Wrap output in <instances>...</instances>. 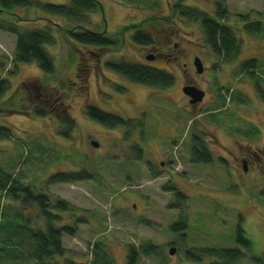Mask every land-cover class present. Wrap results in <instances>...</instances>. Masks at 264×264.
I'll use <instances>...</instances> for the list:
<instances>
[{
	"label": "rangeland",
	"instance_id": "obj_1",
	"mask_svg": "<svg viewBox=\"0 0 264 264\" xmlns=\"http://www.w3.org/2000/svg\"><path fill=\"white\" fill-rule=\"evenodd\" d=\"M97 1L101 9L76 22L37 8L0 11V80L8 81L0 97V169L51 201L67 202L71 210L57 213L55 226L72 229V235L62 234L64 255L50 264H94L95 250L109 264H128L130 246L139 249L133 264H213L205 257L200 263L186 261L184 254L200 248L236 249L239 218L251 247L242 251L244 256L236 264H254L252 258L264 252V176L251 169L244 174L226 152L237 156L238 145L252 148L264 143V0H223L227 14L223 23L240 42V53L232 63L216 65L201 75L191 67L193 57L206 66L214 60H209L211 52L199 23L184 19L173 8L179 0ZM217 1L181 4L214 16ZM255 22L262 25L259 35L244 30ZM124 27L129 29L122 32ZM138 27L153 38L151 46L131 43ZM11 28L18 33L44 30L52 36L53 43L43 46L54 65L52 74L42 72L36 63L14 65L17 35L6 31ZM82 30L105 32L116 44L107 48L76 44L70 31ZM174 47L176 54L171 52ZM158 51L166 56L146 60ZM249 59L256 60L255 69L240 75L238 66ZM119 61L162 69L173 76L174 84L157 91L129 83L106 67ZM182 69L205 91L196 112L180 91ZM35 88L38 97L32 92ZM88 106L125 119L132 130L99 125L86 116ZM35 108L46 116L33 115ZM63 119L73 124L68 139L59 134L65 129ZM195 139L208 149L209 165L190 161V142ZM135 146L142 150L139 161L132 153ZM82 171L91 177L48 183L55 175ZM173 190L187 197L180 206ZM15 213L27 219L32 230L46 225L35 205L22 208L21 201H12L0 191V220ZM180 220H185L186 229L171 231L170 226ZM4 233L0 228V248L17 256L10 259V253L2 251L0 264H36L25 232L11 236L16 243L23 241L15 248L2 244ZM146 244L157 246L156 251L143 254L140 247Z\"/></svg>",
	"mask_w": 264,
	"mask_h": 264
},
{
	"label": "trees",
	"instance_id": "obj_2",
	"mask_svg": "<svg viewBox=\"0 0 264 264\" xmlns=\"http://www.w3.org/2000/svg\"><path fill=\"white\" fill-rule=\"evenodd\" d=\"M182 2L183 0L177 1L173 8L177 12H180V15L184 19L187 18L188 20L199 23L204 39V45L216 57L218 63H232L238 57L241 46L232 29L223 23V20L227 18L225 6L222 3L223 0L216 2L214 16L182 6ZM13 8H37L46 15L57 16L76 22L86 18V15L89 13L95 12L98 9L100 10L101 6L97 0H70L68 5L42 4L34 0H0V11L6 12ZM245 17L247 16H244L243 20L247 19ZM128 29L127 27H124L122 32H126ZM250 29V33H253L254 35L262 33V25L260 22L244 26V30ZM6 31L17 35L13 59L15 66L17 64L36 63L42 72L46 74L53 73V62L43 49L44 45L53 43L52 36L48 35L44 30H31L18 33L16 28H11ZM69 37L76 44L81 46H91L94 48H107L116 44V40L112 37L106 36L105 32L95 33L89 30L70 31ZM131 43L138 47L151 46L153 44V38L146 31H143L138 27L131 36ZM106 67L129 83L142 85L154 90L163 91L171 88L174 84L173 76L159 68H152L147 65L133 62L128 63L125 61L109 62ZM255 67L256 60L249 59L238 66V71L240 75L244 72L250 73ZM120 88L123 87L120 86ZM7 89L8 81L0 80V97L7 91ZM85 112L88 119L104 126L105 128L114 129L125 127L132 130L130 123L94 106H88ZM32 113L35 116H46L44 111L36 108ZM62 121L65 129L61 130L59 134L68 139L71 135L73 124L67 119H63ZM2 132L3 131H0V133ZM252 137L253 136H247L248 139ZM193 144V153L191 156L192 164L209 165L211 163V156L208 150L204 148L200 141L193 140ZM132 153L135 160H141V148H138L137 146L133 147ZM218 163L221 164L219 161ZM90 177L89 174L83 171L76 174H58L49 178L48 183H72L88 180ZM0 191L4 192V194H6L8 198H11L12 201H21L22 208H29L30 205H35L41 213L44 222L46 221L44 228L32 230L28 220L21 217V214L15 213L14 217H11L10 219H8L9 216L7 217L6 215H3V220H0V225H2L0 228L5 230L2 244L5 246L9 245V247H16V245L20 247L23 246V241H18V243H16L12 241L11 236L14 238L18 232H25V239H23L28 241L30 258L36 264H50V262L56 257H62L65 252L62 245V234L72 235V229L70 230L67 227L58 228L55 226L54 222H57L58 220L59 214L57 213H65L70 209L69 204L59 199L51 201L47 195L34 192L27 186L17 182L11 174H7L2 171V169H0ZM172 192H174L175 201H177L176 205L178 206L184 203L187 199V197L181 192L176 190H173ZM242 221L243 220L239 218L235 227L236 249L200 248L198 250H187L184 254L185 260L200 263L202 262V258L205 257L213 259L215 261L213 264H236V262L244 256L243 252L249 251L251 247L241 226ZM186 226L187 223L185 220H180L172 224L170 229L173 232H182L186 229ZM140 249L143 254H148L155 252L157 246L146 244L145 246H141ZM2 251L10 253L8 255L10 259L14 260L17 256V254H13L11 249L5 250L4 248H0V253ZM138 251L139 249L134 246L129 247L127 259L128 264H133ZM94 253L97 256L94 264H98V261L100 264H109V262L104 257H101L96 250ZM20 256L21 255L19 254V257ZM252 263L264 264V252L257 257H253ZM67 264L78 263L70 262Z\"/></svg>",
	"mask_w": 264,
	"mask_h": 264
},
{
	"label": "flooded vegetation",
	"instance_id": "obj_3",
	"mask_svg": "<svg viewBox=\"0 0 264 264\" xmlns=\"http://www.w3.org/2000/svg\"><path fill=\"white\" fill-rule=\"evenodd\" d=\"M175 46H177V44ZM177 50H178L177 47H174V49H172L171 52L173 54H176ZM208 55L211 56V58L209 60H214L213 62L211 61V64L209 66L204 65L203 61L198 56H194L193 57L191 67H192L193 70H195V74L201 75L203 73H206L209 68L213 69V68H215L216 65L220 64V63H218V60L216 59V57L212 53H209ZM165 56H166V54H164L163 52L158 51L156 53V56H153V55L150 56L151 57L150 61H153L157 57L164 58ZM169 56H171V55H169ZM195 59H198L200 64H201V67H202V72L201 73H198L197 70H196V67L194 65V60ZM183 66H185V64H183ZM182 71H183V77H182L183 78L182 79L183 83H182V85L180 87V91L185 96L186 102H187V105L189 106V108H191L192 111L196 112V110H198L199 107L204 103L205 91H203L202 89L198 88L196 86L195 81L193 79L187 78V72H186L187 70L182 69ZM186 86H193V87H196V88L202 90L204 92V97H203L202 101L198 102V103H191V98L189 96H187L186 94H184V92H183V88L186 87ZM124 89H126V88H124ZM32 92L35 94V97L40 96V94L38 93V88L33 89ZM43 96L44 95L41 94V97H43ZM175 108L177 109L179 107L175 106ZM116 117L120 118L121 120H123L125 122H127L125 119H123L121 117H118V116H116ZM229 136H237V135L236 134L235 135L231 134ZM253 136H259V134L253 135ZM195 140H197V139H195ZM258 141H259V139H258ZM90 144H91V142H90ZM190 144H191V146H190V149H189V156H190V161H191V156H192V153H193V145L194 144H193V142H190ZM257 144L259 146H255V147H252V148H251V144H244V145L241 144V146L237 144L238 145L237 146L238 147L237 148V156L232 155L231 152H229V151H227L228 153L226 152V154H228V155H230L232 157V160H233V163H234V167H237V166L240 165L241 170H242V172L244 174L245 173L247 174V172L251 169V170L255 171V173L258 174V172H260L264 176V143L260 144V143L257 142ZM219 152H221V151H219ZM217 158H218V160L224 161L226 164L230 165V163L226 159H224L221 155H218ZM163 165H164V163L160 162V166H163ZM243 168L245 170H243ZM261 183L263 184L264 182H261Z\"/></svg>",
	"mask_w": 264,
	"mask_h": 264
},
{
	"label": "water",
	"instance_id": "obj_4",
	"mask_svg": "<svg viewBox=\"0 0 264 264\" xmlns=\"http://www.w3.org/2000/svg\"><path fill=\"white\" fill-rule=\"evenodd\" d=\"M146 60L150 61L151 57L150 56L146 57ZM194 65L196 67L197 72L201 73L202 72V67H201V64H200L198 59L194 60ZM183 92H184V94H186L187 96H189L191 98V103L201 102L203 97H204V92L202 90L196 88V87H193V86L184 87L183 88ZM91 145L94 146V147H97V143L96 142L92 141ZM243 170H245V169L243 168ZM169 254L170 255L174 254V248L169 249Z\"/></svg>",
	"mask_w": 264,
	"mask_h": 264
}]
</instances>
